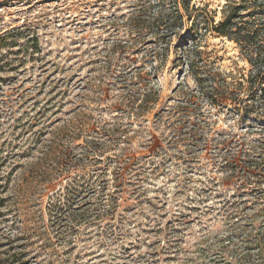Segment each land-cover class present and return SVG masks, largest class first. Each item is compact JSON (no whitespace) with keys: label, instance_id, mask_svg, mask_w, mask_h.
<instances>
[{"label":"rangeland","instance_id":"374dc122","mask_svg":"<svg viewBox=\"0 0 264 264\" xmlns=\"http://www.w3.org/2000/svg\"><path fill=\"white\" fill-rule=\"evenodd\" d=\"M173 4L0 0V264H231L264 227V114L208 88L248 65L192 18L170 34Z\"/></svg>","mask_w":264,"mask_h":264},{"label":"trees","instance_id":"16d2710c","mask_svg":"<svg viewBox=\"0 0 264 264\" xmlns=\"http://www.w3.org/2000/svg\"><path fill=\"white\" fill-rule=\"evenodd\" d=\"M192 0H180L185 14L173 4L171 16L165 20L172 27L170 34L174 33L177 20L182 21L183 16L191 19L190 32L192 29L203 28L204 32H213L219 36L234 41L240 51L241 58L246 61L248 68L245 73L239 75L231 72L217 73L209 77V94L217 97L220 101H228L236 109L245 114H264V0H227L221 7V16L215 21L207 12L202 14L201 9L192 4V11L188 6ZM173 14V15H172ZM160 14L154 19L156 23L164 22ZM264 129V127H261ZM88 148L94 149L93 145ZM262 159H251L252 166L259 168ZM76 190V189H75ZM74 194L72 195V197ZM73 197L67 208L74 204ZM81 203V202H80ZM83 204V203H81ZM64 205V204H63ZM73 211H78V205H73ZM109 206V205H106ZM103 208V207H102ZM115 205H110L104 211L100 208L93 209L92 214L97 217L112 212ZM94 215V216H95ZM61 220L64 214L58 215ZM67 217V216H66ZM74 218V216H73ZM242 247L233 251L231 264H264V227H257L255 231L241 237ZM238 246V245H237Z\"/></svg>","mask_w":264,"mask_h":264}]
</instances>
